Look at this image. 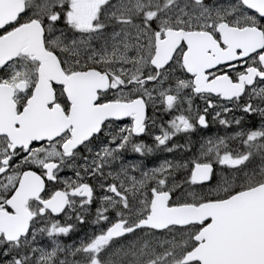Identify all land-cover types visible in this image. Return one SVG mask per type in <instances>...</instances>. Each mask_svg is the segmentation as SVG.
Masks as SVG:
<instances>
[{
    "label": "snow or ice",
    "instance_id": "6c2138e0",
    "mask_svg": "<svg viewBox=\"0 0 264 264\" xmlns=\"http://www.w3.org/2000/svg\"><path fill=\"white\" fill-rule=\"evenodd\" d=\"M0 264H264V0H0Z\"/></svg>",
    "mask_w": 264,
    "mask_h": 264
},
{
    "label": "flooded vegetation",
    "instance_id": "af4514ba",
    "mask_svg": "<svg viewBox=\"0 0 264 264\" xmlns=\"http://www.w3.org/2000/svg\"><path fill=\"white\" fill-rule=\"evenodd\" d=\"M197 106H203V102H201L198 98H194L193 107ZM233 115H240L239 112L233 113ZM146 116L149 117L148 122V128H149V134H143L139 137V139L143 140L146 144L152 143V133H158L159 132V125L170 118L167 112H163L160 110V106L157 105L155 108L149 104V106L146 108ZM153 121L155 122V126H153ZM260 123V118L258 115L254 114L251 117L245 119L242 121L243 126H258ZM235 127L233 125L231 128L225 129L222 127L218 122H213L211 117H209V123L207 129H199L197 132L192 133L191 135L186 134H178L176 137L172 138L171 142L177 143V144H184L186 139L190 141V146L188 148H180L175 149L172 153L164 152V151H158L152 155H146L144 157H138L135 153H125V159H140L144 164H149L151 166L154 162L160 161L161 159H180L181 163H183V160L185 157H180L181 154L188 153V150L193 151L195 150V146L199 144L201 137H207V136H213V135H226L229 134L232 129ZM232 144V147H234V142L230 141ZM242 147V146H241ZM257 157V161H258ZM67 170H65L61 175H70ZM214 179V178H213ZM98 202V201H97ZM95 207L96 203H93L91 213H86V216H92L95 214ZM61 221L64 220V217H59ZM73 223L74 228L70 233H74L76 230L81 232L85 229H88L92 226L90 220L86 219L83 223L79 221H75L73 217ZM67 236H60L59 240L63 243L65 242L64 239L67 238ZM68 243H65L67 245Z\"/></svg>",
    "mask_w": 264,
    "mask_h": 264
},
{
    "label": "rangeland",
    "instance_id": "374dc122",
    "mask_svg": "<svg viewBox=\"0 0 264 264\" xmlns=\"http://www.w3.org/2000/svg\"><path fill=\"white\" fill-rule=\"evenodd\" d=\"M226 135H228V134H226ZM216 136H225V135L219 134V135H216ZM229 145L232 146L230 141H229ZM198 148H199V144L195 146V150H193V151L188 150V153L181 154L180 157L181 158L185 157V159L191 160V158L193 157V154L195 153L196 149H198ZM173 160H175V159H173ZM157 163H159V162L156 161L151 166H153L154 164H157ZM145 165L149 166V164H145ZM151 166H149V167H151ZM180 174L182 175V172ZM95 227L96 226L94 225V226H92V227H90L88 229H85V230L81 231V232H79L77 230L74 233H70L69 232L68 237L64 239L65 242L64 243L62 241H60V242L62 244H64V245H65V243L69 244V243H73V242H78L81 237H84V236L88 235L90 232H92L94 230ZM61 236H64V235H61Z\"/></svg>",
    "mask_w": 264,
    "mask_h": 264
}]
</instances>
